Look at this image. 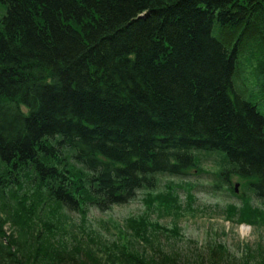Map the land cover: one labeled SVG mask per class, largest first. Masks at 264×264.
Masks as SVG:
<instances>
[{"label":"trees","instance_id":"trees-1","mask_svg":"<svg viewBox=\"0 0 264 264\" xmlns=\"http://www.w3.org/2000/svg\"><path fill=\"white\" fill-rule=\"evenodd\" d=\"M0 11V198L25 177L38 199L82 217L138 191L147 207L178 214L179 184L161 176L180 179L188 201L190 186L203 187L182 181L195 171L212 194L239 200L226 217L261 225L264 0H0ZM240 60L255 91L237 79ZM32 215L3 220L10 236L0 223V264L97 263L76 239L51 244L55 228L38 230ZM129 225L146 239L142 219ZM102 250L111 264H235L220 245L195 263L160 249Z\"/></svg>","mask_w":264,"mask_h":264},{"label":"rangeland","instance_id":"rangeland-1","mask_svg":"<svg viewBox=\"0 0 264 264\" xmlns=\"http://www.w3.org/2000/svg\"><path fill=\"white\" fill-rule=\"evenodd\" d=\"M1 14L0 11V16ZM253 66L254 64H252ZM237 73H239L237 79L240 84L243 79L250 80L253 74L243 60H240V69H237ZM212 161V158L204 161L203 167L206 170L211 169ZM21 175L24 174L21 173ZM202 175L207 178V175ZM194 177L189 176L188 179L183 180L192 184L205 182L199 177ZM167 181L179 184L176 185L178 187L181 186L180 179L171 177L162 179L161 183ZM234 181L236 182V180ZM30 182L27 178L22 177L19 183L22 185L21 190L18 186L13 185L5 190L3 198H0L1 218L18 211L19 201L25 200V207L33 208L32 220L38 230H41L39 224L48 223L59 233H45L51 244H66L70 247L73 243L72 240L76 239L82 243L83 247L102 249V247H109L112 243H117L130 251L139 253L142 251L151 253L154 249H160L166 254L174 253L183 257L191 263H195L196 258H203L208 247L220 245L232 256L230 259H234L235 264H264V226L246 227V231L243 233L242 225L227 222L224 212L230 205L229 203L239 205V201L236 202L234 195L227 194V192L212 194L208 189L190 186L189 191H191L193 200L186 201L184 191L174 187L173 193L178 194L184 207V210L177 214L171 210L165 211L158 204L147 207L143 203L144 192L138 191L134 200L126 205L114 206L106 212H99L93 207H88V210L85 208V217H82L77 212L57 210L53 204L41 202ZM161 190L162 188L158 191ZM188 204H192L194 208ZM188 208H191L192 211ZM139 219H142L147 225L146 239L140 236L139 238L135 237L133 229L129 225L131 221ZM153 225H157L159 228H154ZM2 228L6 236L13 233L9 225ZM30 234L36 236L35 233ZM30 234L25 236L29 248L34 244V239L30 237ZM88 239H92V242H89ZM97 256L106 258L103 253Z\"/></svg>","mask_w":264,"mask_h":264},{"label":"bare ground","instance_id":"bare-ground-1","mask_svg":"<svg viewBox=\"0 0 264 264\" xmlns=\"http://www.w3.org/2000/svg\"><path fill=\"white\" fill-rule=\"evenodd\" d=\"M215 17H216V15H215ZM74 18V17H73ZM214 21V20H213ZM215 22V21H214ZM215 24H216V22H215ZM260 72H262V70H260ZM247 87H248V91L249 90H253V91H255L256 89H257V87H258V85H256V84H254V82L250 79V80H247ZM263 105V104H262ZM264 106V105H263ZM26 108V107H25ZM27 109V108H26ZM28 110V109H27ZM250 170H245V171H243V172H249ZM253 172V171H252ZM188 175V177L189 176H192L193 178H195L194 176H196V172L195 171H192V173H188L187 174ZM231 175H228V177H230ZM168 176H166V175H164V176H161V178L162 179H164V178H167ZM197 177V176H196ZM200 179H202L203 181H205V182H203V184L202 185H200V186H203V187H198L199 189L200 188H204L205 186L206 187H208L209 186V184H206L209 180L208 179H206L205 180V177L204 176H198ZM185 178H187V177H185ZM184 178V179H185ZM191 178V177H190ZM237 177L236 176H232V179H236ZM188 179V178H187ZM183 180V179H182ZM208 180V181H207ZM184 182H186V183H191V182H189V181H185V180H183ZM237 182V181H236ZM175 186H172V190H173V188H174ZM196 187V186H195ZM206 190H207V188H206ZM151 192L152 193H156L157 192V189H155V190H151ZM234 193L236 194V192H235V188H234ZM210 195L212 196V194L210 193ZM40 200V199H39ZM41 202H44V203H48V200L47 199H45V198H42V200H40ZM239 200H237L236 202H238ZM143 203H144V201H143ZM252 204H254L253 202H252ZM256 205H259V204H256ZM188 206H190L191 208H194L193 207V205L192 204H188ZM88 207H90V206H88ZM86 208L87 210L89 209V208ZM259 207V206H258ZM26 208V207H25ZM58 208L59 207H57V210H58ZM262 208V207H261ZM64 210V209H63ZM64 211H68V210H64ZM98 211V210H97ZM15 212V211H14ZM69 212V211H68ZM83 212V211H82ZM81 212V213H82ZM100 212V211H99ZM16 213L17 214H19V213H23V214H26V215H30V214H33V212H31V207H29V208H27V209H25L24 211H16ZM260 214H261V212H259ZM14 214V213H13ZM10 215H12V214H9L8 216H5V217H3V218H1V214H0V223L2 224V225H9L10 226V223L9 222H5V223H3L4 221L3 220H5L6 218H9L10 217ZM80 215V214H79ZM82 216V215H81ZM85 216V215H84ZM262 216V222H258V223H260L262 226H264V214H262L261 215ZM225 220L227 221V222H231V223H237V224H240V225H242L241 227H242V229H241V231L244 233L245 231H246V227H252V226H256V225H249V224H245V223H240L239 222V219H237V218H228V217H226L225 216ZM257 227V226H256ZM54 232H55V234H58V232H56L55 230H54ZM55 245H59V244H57V243H55ZM87 249L88 250H90L89 252L90 253H93L94 255H100L102 252H103V250L102 249H94V248H92V247H90V246H87ZM231 256V255H230ZM86 257H88V256H86ZM232 257V256H231ZM89 258V257H88ZM95 259V261H97V263H93V264H111L112 262H108V261H103V259H100V258H94ZM23 262H26V263H28V261H23Z\"/></svg>","mask_w":264,"mask_h":264}]
</instances>
